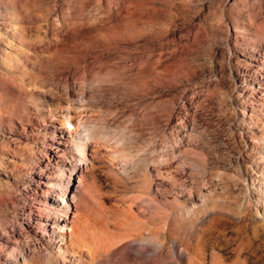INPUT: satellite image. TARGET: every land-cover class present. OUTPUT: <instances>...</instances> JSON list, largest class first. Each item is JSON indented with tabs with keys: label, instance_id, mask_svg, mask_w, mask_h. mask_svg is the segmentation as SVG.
<instances>
[{
	"label": "rangeland",
	"instance_id": "obj_1",
	"mask_svg": "<svg viewBox=\"0 0 264 264\" xmlns=\"http://www.w3.org/2000/svg\"><path fill=\"white\" fill-rule=\"evenodd\" d=\"M12 5L0 0V264H264V37L239 34L264 24V0ZM66 96L94 132L81 158L75 122L55 120Z\"/></svg>",
	"mask_w": 264,
	"mask_h": 264
},
{
	"label": "bare ground",
	"instance_id": "obj_2",
	"mask_svg": "<svg viewBox=\"0 0 264 264\" xmlns=\"http://www.w3.org/2000/svg\"><path fill=\"white\" fill-rule=\"evenodd\" d=\"M6 2H8V5L10 6V5H12L13 3H15L16 2V0H5ZM22 1V0H21ZM26 2V1H25ZM17 4V3H16ZM13 6V5H12ZM16 6V5H15ZM19 8H20V6L19 5H17ZM24 7V6H23ZM11 9V8H10ZM12 9H14V6H13V8ZM15 10V9H14ZM128 15V14H127ZM123 21H124V27L122 28V27H120L119 28V30H115V31H117V33L118 32H121V33H126L127 32V29H131L132 28V26H131V24H130V22H129V17H127V16H124L123 17ZM263 22H261L260 24V26H258V27H253L252 28V30H250V31H247V30H244V31H240L239 32V34H250V35H255V36H257V37H264V24H262ZM115 26V25H114ZM121 26V25H120ZM6 27V26H5ZM119 27V26H118ZM96 28H97V26H96ZM238 30V29H237ZM16 33H17V31H16V29H14V30H12V35H16ZM227 33H228V31H227ZM120 35H122V34H120ZM123 35H125V34H123ZM228 35V34H227ZM244 37V36H243ZM256 38V37H255ZM242 39V38H241ZM257 39V38H256ZM260 39V38H259ZM262 39V38H261ZM243 41V40H242ZM239 42V41H238ZM248 42V41H247ZM250 43V42H249ZM256 42L255 43H253V41H252V43H251V47H253L252 49H250V50H247V49H243V50H245V51H253V52H256V53H258V51H257V47H256ZM4 59H5V61L6 62H14L15 61V58L11 55V54H5L4 55ZM246 65L247 66H249L250 64L249 63H246ZM2 83H4L5 82V78H2V81H1ZM1 85H3V84H1ZM73 98L71 97V96H66V99H65V101H64V103H66V109H64L63 111H60L61 112V117L60 118H56L55 120L57 121V122H62V121H64V122H67V123H71L72 121H74L75 122V128H74V130H70V129H67V128H65V130H66V132L69 134V137L70 138H68V139H66V140H68V142H70V143H72V145L76 148L75 150L76 151H78L79 152V154H80V156H78V158H81V155L83 154V148H84V146H85V140L87 139V138H90V137H93L94 136V132H92V129H91V127L90 126H88V125H86V124H84V123H82L81 124V121H79L78 120V118H77V116H78V114H77V111H75L77 108L76 107H78L77 106V104L74 102V100H72ZM2 100H4V99H2L1 97H0V103L2 102ZM60 107H63V104L62 105H60ZM60 107L59 108H57V110L58 109H60ZM65 107V106H64ZM55 111V110H54ZM72 112H74L75 114H72ZM79 112V111H78ZM56 115V114H55ZM54 117V116H53ZM55 118V117H54ZM54 122V121H53ZM65 138H67V137H65ZM65 165H66V167H67V165L69 166V169H70V171H72V170H74L75 169V163H70V162H67V163H65ZM65 165H64V167H65ZM125 171V170H124ZM144 173L142 174L143 175V177L138 181V183H139V187H140V189H142V191H144V192H147V188H148V185H149V183H150V176L148 175V172L147 171H143ZM69 174H71V172L69 173ZM68 183H69V178H67V181L64 183V182H61L60 184L62 185V187H63V194L66 192V188H67V185H68ZM137 183V184H138ZM196 203V202H195ZM194 204V203H193ZM192 204V205H193ZM93 205V207H94V209L96 210V212H97V214L98 215H100L101 217H103V213H102V210L100 209V208H98L97 206L95 207V205L94 204H92ZM180 208V207H179ZM184 208V207H183ZM66 209H68V206H66ZM128 209H129V211H131V209H130V207H128ZM195 209V206L193 205V206H191V207H185V209H184V211H187V212H190V211H193ZM158 219V218H157ZM162 219H164V220H166V216H164V217H160V220H162ZM135 221H138V220H135ZM141 224L143 225V222L142 223H138V224H136V226L137 227H139V226H141ZM59 227V235H60V239L61 240H63L64 239V234L63 233H65V231H66V229H65V227L63 226V227H60V226H58ZM129 229H132V225H131V227H124L123 225L122 226H119V227H117L113 232H112V234H113V236H120V235H123L125 232H127ZM100 240V245H101V247H107V246H109V244H110V242H111V240L106 236V234L105 235H103L101 238H98V236H96V241L97 240ZM60 254L61 255H63L64 254V251H62V252H60Z\"/></svg>",
	"mask_w": 264,
	"mask_h": 264
}]
</instances>
